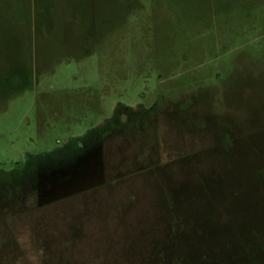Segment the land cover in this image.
Segmentation results:
<instances>
[{"label":"rangeland","instance_id":"1","mask_svg":"<svg viewBox=\"0 0 264 264\" xmlns=\"http://www.w3.org/2000/svg\"><path fill=\"white\" fill-rule=\"evenodd\" d=\"M0 264H264V0H0Z\"/></svg>","mask_w":264,"mask_h":264},{"label":"trees","instance_id":"2","mask_svg":"<svg viewBox=\"0 0 264 264\" xmlns=\"http://www.w3.org/2000/svg\"><path fill=\"white\" fill-rule=\"evenodd\" d=\"M113 118H114V117H113ZM113 118H111L110 120H108L107 122H105V124H104V128L107 127V126H112V127L114 126V125H113V121H114ZM102 130H103V129H102ZM102 133H103V132H102ZM99 134H101V133H99ZM83 140H85V139H83ZM84 142H85V143H84L83 145H81V147H80L82 151H83L84 149L86 150V147H87V145H88V144H86V143H87L86 141H84ZM85 152H86V151H84V153H85ZM83 157H84V156H82V159H83ZM82 159H80V161L78 160V161H77V164H80V162H81ZM39 164H40V162H37L35 165L39 166ZM31 167H32V166H31ZM41 167H42V166H41ZM30 169H31V168H30ZM30 169H29V170H30ZM36 169H38V167H36ZM39 169H40V168H39ZM20 170H21L20 175H23L24 173H26L27 171H29V170L26 169V166H23L22 168H20Z\"/></svg>","mask_w":264,"mask_h":264}]
</instances>
